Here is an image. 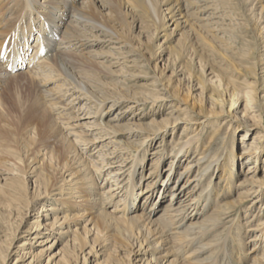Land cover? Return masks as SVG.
<instances>
[{
	"label": "rangeland",
	"instance_id": "374dc122",
	"mask_svg": "<svg viewBox=\"0 0 264 264\" xmlns=\"http://www.w3.org/2000/svg\"><path fill=\"white\" fill-rule=\"evenodd\" d=\"M74 1L72 0V3ZM109 1L113 12L118 13L119 16L129 15L130 11L133 12L131 7H135L134 0ZM212 3L217 6L218 14L223 18L221 21L224 23L217 34L206 33L199 27L192 26V33L191 30L190 32L186 30L181 36L179 30L170 39H166L164 31L159 30L157 32L159 35L153 37L155 24L141 8L136 6L134 13L128 16L120 28V32L127 36V44H130L126 49L136 54L137 64L140 60L137 67H129L131 70L126 67L127 69L124 68L126 71H122V67L109 65L114 60H108L105 55V50L108 49L100 46L94 48L99 49L104 57L97 60L102 62L101 66L108 69V74H105L106 71L94 62L89 63L83 58H78L77 64H81L82 60L90 67L91 72H87L85 76L91 75L103 79L114 88V92L124 93L123 95L128 98L133 94L141 98H152L160 92H164L166 96L170 95L168 98L135 104L131 108L127 105L132 102L123 99L115 102L107 112L103 113L100 121L124 109L116 115L121 117L119 123L128 121L132 116L133 121L146 131L153 130L139 143L130 141L127 148L120 149L115 143L116 139H109L108 136L100 139L102 131L94 121L95 115L92 113L94 105L85 99H81L80 102L76 98L72 102L76 94L68 90L70 85L62 77H55L54 80L57 81L53 80L50 86L63 83L53 92L56 94L60 92L61 95L67 91L64 97L61 96L62 101L68 104L69 111L78 113V121L81 123V126L77 125L72 128L73 130L63 129L62 126L65 125L62 123H59V126L55 125L54 128L50 123L49 115L30 104L26 92L19 88L11 91V87H9L10 91L5 90L6 109L0 115V264H147L150 260L152 255L149 254L144 257V263L137 261V255L129 252L131 246L127 239L115 234L111 227L104 229L97 217L91 220L92 214H84V210H80V202H77L82 198L77 193L69 194L66 190L44 193L42 178H45V175H49L51 180L58 184H61L59 180L64 176L66 186H77L80 182L78 178L83 172L77 170L79 168L74 164L75 160L80 164L88 163L89 176L97 183V190L100 193L104 192L106 196L114 190L117 184L115 179H120V172L125 171L122 173V176L124 175V179L121 180L122 186L112 192V202L105 208L113 214H119L118 209L124 205L126 198L124 183L127 182L125 178L130 174V170L141 163L138 172L142 171L146 174L153 156L161 153L156 166H160L158 170L163 174L169 162L171 142L175 141L181 132L186 133V137L197 133L195 135L197 141L192 143L185 154L175 158L176 161L179 160L177 164L174 162L172 165L174 172L169 177L168 184L162 189L164 198L159 201L155 212H158L169 199L173 181L178 177L189 156L193 152L197 155L204 149L210 155L216 152V148L223 151L218 157L216 156L217 169L210 170L212 171L210 173H213L210 187L204 188L212 195L207 212L215 211L217 200L218 203L224 204L226 201L239 198L237 182L243 177L245 160H239L236 155L241 147L250 146L252 140L257 141L256 138L253 139L252 135L255 132L253 131L248 138L239 142L241 137L239 114L250 115L251 113L246 112V108L253 106V110L256 111L254 116L263 121V123L258 122L263 127V131L261 127L258 131L264 134V75L261 72L264 68V0H213ZM132 15L134 20L131 19ZM116 26L120 25L116 24ZM35 33V30L32 31V37L28 38V43L31 45L35 41ZM28 51L31 52V48ZM26 64L25 61V66ZM38 70L44 72L48 67ZM211 76L220 83V88L213 89L215 85L203 83ZM63 79L65 82L62 81ZM117 79L123 80L119 83L120 86L115 83ZM189 80L194 84V88L188 86ZM24 83L25 80L20 77L16 85H24ZM93 93L101 94L97 89H94ZM232 96V103L238 98L240 102L238 106H229ZM207 101H216L218 104L211 107ZM41 102L35 104L44 107ZM77 106L81 109H77ZM221 109H224L222 113ZM171 112L172 114L189 113L190 122L165 125L158 130L163 118ZM209 114L213 116L207 119L202 127L196 124L195 121ZM74 123L78 122L74 121ZM187 127L188 130L181 131ZM76 129L89 134L86 135L94 138L95 142L84 144L76 134ZM62 132L66 134L67 139L72 140L71 146L68 147V144L62 140ZM260 146L262 147L260 159L256 161L253 174L258 179H264V143H260ZM75 147L78 153L76 156L71 152ZM160 149L163 151L153 153ZM70 159H73L71 163ZM132 159H134L133 164ZM239 161L243 162L241 166ZM109 171L111 174L105 179ZM192 173L193 171L190 174ZM139 178L138 174L136 180H141L140 185L143 190L145 181L144 178ZM218 195L220 199H216ZM142 201L143 198L140 197L135 206L137 204L139 206ZM125 205L127 207V204ZM42 206L46 209L41 210ZM263 206L264 187L260 188L259 200L246 215V206L241 208L235 206L234 211L228 214L229 217L223 216L224 219H221L217 227L204 237L205 241L211 240L210 242L214 244V247L210 248L214 251L210 259L217 264H251L253 257L257 258L258 254L256 252L244 254L243 248L237 246L235 241L242 238L241 245H247L245 242L250 237V232L246 229L250 224L251 227L256 226L258 220L264 219ZM64 215L67 216L66 221H62ZM61 221L62 225H59ZM122 226L127 228L129 225L122 224ZM78 232L85 243L82 252L77 250L76 246L68 245L73 239L72 234ZM253 234L258 235L256 236L258 238L261 237L259 231H254ZM47 238L51 241L45 242ZM23 241L27 242L24 248L19 246ZM257 241L256 246L260 247V240ZM262 249L264 247H260L259 252ZM23 250L29 252L21 254L20 251Z\"/></svg>",
	"mask_w": 264,
	"mask_h": 264
},
{
	"label": "bare ground",
	"instance_id": "6f19581e",
	"mask_svg": "<svg viewBox=\"0 0 264 264\" xmlns=\"http://www.w3.org/2000/svg\"><path fill=\"white\" fill-rule=\"evenodd\" d=\"M212 2L213 0H134V5L141 8L144 14L151 18L152 23L155 24V29L152 33L153 37L159 35L157 33L159 30L160 32L164 31L166 39H170L179 30L181 36L184 35L186 30L188 32L191 30L192 33V26L199 27L201 31L206 33L215 32L217 34V31L221 29V25L224 23L221 21L223 18L218 14L217 6ZM135 7H131L133 12L130 11L129 15L119 16L118 13L113 12L109 0H75L73 3L72 0H0V115L6 109L5 90L10 91L9 87H11V91L19 88L24 93H27L32 106L44 110L49 115L50 123L54 128L55 125L59 126V123L64 124L65 126H62V128L66 130L72 129L77 125L81 126L78 121V113L69 111L68 104L62 101L61 96L64 97L67 91H63L64 93L61 95L60 92L59 94L53 92L58 85L63 83L56 84L54 87L50 86V83L57 81L54 80L55 77H62L70 85L68 90L72 94H76L74 99H70L72 102L76 98L79 101L85 99L94 105L92 107L94 110L91 111L95 115V120L92 119L96 121L95 124L102 131V133L99 132L100 139L105 136H108L109 139L114 138L120 149L127 148L126 146L130 144V141L139 143L146 139L153 130L150 132L146 131L136 121H133L132 116L128 118V121L119 123L121 117L116 115H119L124 109L120 112L117 111L116 115L109 116L104 121H100V118L115 102L123 99H128L132 102V104L127 105L128 108H131L135 104L168 98L170 95L166 96L164 92H160L157 95H153L152 98H141L135 94L128 98L123 95L124 93L114 92V88H111L103 79L91 75L85 76L87 72H91L89 65L85 61L81 60L82 63L77 64L78 58H83L89 63L90 61L94 62L102 70L106 71L105 74H108V69L101 66L102 62L97 60V58L104 57L99 49L94 48L100 46L108 49L105 50L108 60H114L109 65L117 68L122 67V71H126L129 67H137L140 60L137 64L136 58L138 57L136 54L126 49L130 45L127 44L126 34L124 35L120 32L121 25L128 16L134 13ZM103 9H106V11H103ZM131 19L134 20L133 15ZM116 24L120 26H116ZM34 30L36 32L34 35L35 41L31 45L28 43V38L32 37L31 33ZM198 32L197 34H199ZM199 36L201 35L199 34ZM201 38L203 39L202 36ZM30 48L32 53L28 51ZM25 61L27 62L26 66ZM44 67H48V70H45L46 72L38 70V68L43 69ZM261 72L264 75V68ZM20 77L25 80L24 85H16L17 79ZM212 78V76L209 77L203 83L206 84L207 82L209 85H215L213 89H216V87L220 88V83H217V80ZM122 81L117 79L115 83L120 86L119 83H122ZM88 86L92 89L88 88ZM188 86L194 88V84L190 83V80L188 81ZM94 89L99 90L101 94L96 95L93 93ZM110 89L111 91H109ZM34 93H36L35 96ZM232 98L233 96L230 97L229 106H238L240 104L238 98L234 103H232ZM38 101H42L41 103H43L44 107L37 106L35 102L37 103ZM236 102H238L237 105H234ZM207 104L213 107L218 103L216 101H207ZM248 108H246V112L251 113L250 115L239 114L241 117L239 118V125L241 126L239 142L248 138L253 131H255L252 135L253 139L256 138L257 141L254 142L252 140L250 146L241 147L236 155L239 160H245L243 177L237 182V185H239V198L234 201H226L224 204L218 203L219 200H217L213 213L207 212L212 195L209 191H205L204 188L208 189L213 181V173H210L212 172L210 170H216L218 167L217 157L223 152L220 148H216V152L212 155L208 154L205 149L197 155L193 152L183 164V169L179 171L178 177L173 181L169 199L161 206L158 212H155L158 209L159 201L164 198L162 189L168 184V179L174 172L172 165H174V162L177 164L179 160L176 161L175 158L180 154H185L187 149L192 146V143L197 141V137H195L197 133L186 137V133L181 132L177 139L171 142L169 162L163 174H160L158 170L160 166H156L162 155L161 153L153 156L147 167L146 174L142 171L138 172V167L141 163L136 165L132 171L130 170V174L125 178L127 180L124 183V196L126 198L123 202L124 205L118 209L119 214H113L111 213L112 211H108L105 208L112 202V192L122 186L121 180L124 179L122 173L125 171L120 172V179H115L117 184L113 188L114 190L110 192V195L106 196L104 192L100 193L97 190V183L93 177L89 176L87 172L88 163L80 164L75 160L74 164L79 168L77 170L83 172L78 178L80 182L77 183V186H66L67 183L64 182V176L59 180L61 184H58L54 183L49 175H45V178H42L44 193L48 194L56 190H59V192L66 190L69 194L77 193L82 198L77 200V202H80V210H84V214H92L91 220L94 217L100 219L99 221L104 229H110L111 227L115 234L127 239L131 246L129 252L137 255L136 258L139 262L143 261L144 263V257L150 254L152 257L147 264H217L210 259L214 253L213 249L210 248L214 247V244L210 242L211 240L205 241L204 237L217 227L221 219H224L223 216H228L229 213H232L235 206L239 208L246 206V215L247 211L254 207L259 200L260 188L264 187V179H258L253 174L255 173L256 161L260 159L262 149L260 143H264V134L258 131L260 127L263 131V127L258 123H263V121L261 118L256 119V116H254L256 111L253 110V106ZM67 109L69 112L66 111ZM77 109L81 108L78 107ZM223 111L224 109H221V113ZM212 116L213 114L202 116L201 119H198L199 121L195 122L202 127L206 120ZM189 119H191V115L187 112L174 114L171 112L167 117L163 118V123L158 130H161L165 125L190 122ZM74 121L78 123H74ZM183 130H188V127L183 128L181 131ZM75 132L84 144L95 142L94 138L87 136L89 134L86 133V135L77 129ZM61 138L68 144V147L72 145V140L67 139L66 134L63 132L61 133ZM160 151H163V149L155 150L153 153ZM71 152L72 155H78L76 147L72 148ZM72 161L73 159H70L69 162L71 163ZM239 163L240 166L243 164L240 161ZM117 171L115 170L116 173H119ZM192 171L193 173L190 174ZM106 174L105 179H108L111 171ZM138 174L140 175L139 179L144 178L143 180L145 181L143 190L140 185L141 180H136ZM205 181L206 184H204ZM140 197L143 198V201L139 206L138 204L135 206ZM216 199H220V195L216 196ZM125 204H127V207ZM114 207L117 208L116 206ZM45 209V207H41V210ZM130 212L131 214H129ZM155 214L156 216H154ZM66 219L67 216L64 215L62 221H66ZM263 220H258L255 223L256 226L251 227L250 224V227H247L246 230L250 232V237L245 242L247 245H241L242 238L235 241L237 246H240L241 249L243 248L244 254L252 252L258 254L257 258L253 257L251 264H264V249L259 252L260 247H264ZM62 221L59 225H62ZM122 224L129 226L126 228ZM261 224L262 226H259ZM254 231H259L261 237H256L258 235L253 234ZM72 236L73 239L70 240V244H66L76 246V249L82 252L85 243H83L79 232L73 233ZM258 239L260 240V247L256 246ZM46 241L51 240L47 238ZM26 243V241H23L19 246L24 248ZM20 252L22 254L29 251L23 250Z\"/></svg>",
	"mask_w": 264,
	"mask_h": 264
}]
</instances>
